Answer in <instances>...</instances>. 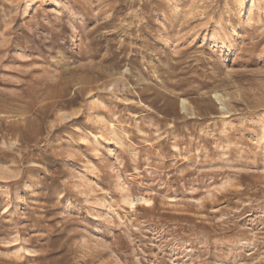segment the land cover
Masks as SVG:
<instances>
[{
    "label": "rangeland",
    "instance_id": "rangeland-1",
    "mask_svg": "<svg viewBox=\"0 0 264 264\" xmlns=\"http://www.w3.org/2000/svg\"><path fill=\"white\" fill-rule=\"evenodd\" d=\"M28 2L0 0V264H264V0Z\"/></svg>",
    "mask_w": 264,
    "mask_h": 264
},
{
    "label": "bare ground",
    "instance_id": "bare-ground-1",
    "mask_svg": "<svg viewBox=\"0 0 264 264\" xmlns=\"http://www.w3.org/2000/svg\"><path fill=\"white\" fill-rule=\"evenodd\" d=\"M35 2L36 0H29V2L27 3V8L32 7L35 4ZM72 208H73L72 203H68L66 211H71Z\"/></svg>",
    "mask_w": 264,
    "mask_h": 264
}]
</instances>
